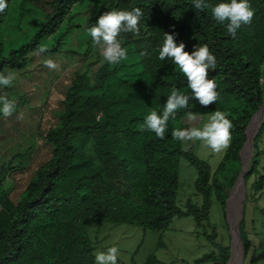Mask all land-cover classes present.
<instances>
[{"label": "trees", "instance_id": "16d2710c", "mask_svg": "<svg viewBox=\"0 0 264 264\" xmlns=\"http://www.w3.org/2000/svg\"><path fill=\"white\" fill-rule=\"evenodd\" d=\"M85 1L21 0L22 18L10 40L4 32L14 0H7V9L0 13V74L8 75L25 73L36 55H60L61 44L71 41L72 33L86 42L85 55L90 56L95 45L88 29L100 14L135 8L143 12L139 35L121 32L118 36L127 49L126 60L105 62L92 74L74 72L53 112L54 122L37 131L47 156L24 183L17 177L30 166L29 151L15 155L0 168V264H95L88 223L137 226L164 234L174 219L187 217L204 230L213 247V252L196 264H228L231 248L218 241L210 211L214 203L226 211L230 190L243 167L241 152L247 129L263 104L264 0H248L254 16L234 38L227 33V22L216 21L210 8L195 9L193 0H97L99 8L90 7L93 16L83 22L76 20L75 9ZM207 2L215 5L225 0ZM165 33L174 35L177 44L183 42L187 52L197 45L209 47L216 57L209 78L215 81L219 96L208 107L190 98L188 108L179 109L175 119L170 118L164 139H159L142 128L146 116L152 111L162 114L173 88L191 96L179 68L171 59L158 58ZM41 45L47 49L44 53L37 50ZM5 92L0 95L13 101L9 88ZM13 102L15 114L23 101ZM215 110L224 112L233 128L230 147L213 171L207 161L195 155L194 141H177L172 131L197 127ZM189 112L196 119L190 120ZM252 130L253 125L250 136ZM263 134L264 123L245 176L250 188L247 197L253 203L264 190L259 169ZM182 159L197 173L195 196L184 204L178 199ZM253 176L254 183L248 185ZM245 225L243 220L239 238L248 256L252 244ZM147 264L164 263L152 254Z\"/></svg>", "mask_w": 264, "mask_h": 264}, {"label": "rangeland", "instance_id": "374dc122", "mask_svg": "<svg viewBox=\"0 0 264 264\" xmlns=\"http://www.w3.org/2000/svg\"><path fill=\"white\" fill-rule=\"evenodd\" d=\"M90 7L92 9L97 7L98 9L99 2L86 0L79 5L75 9L78 14L76 20L83 21L93 16ZM23 10L21 0H14L5 24L4 36L7 40L11 39L13 29L18 27L17 24L22 18ZM76 37L74 38L72 33L71 41L61 42L63 53L58 56L49 58L40 54L36 55L34 62L25 73L12 74L14 78L10 86H0L1 93L7 94L5 91H8L9 88V94L13 101H23L19 112L0 119V168L15 155L24 154L27 151L31 153L29 168H26L25 173L17 177L21 185L29 177V172L33 171L47 156L43 141L37 139V131L39 128L46 129L49 124L54 122L53 112L58 109L59 102L64 96L65 88L71 82L72 75L77 71H80L81 74H92L101 65L103 57L99 47L95 46L91 55L87 56L85 55L86 42L79 41ZM7 42L11 43V41ZM74 51L76 53H73ZM47 59L56 62L60 66L59 69L47 68L44 64ZM209 115H205L197 127H202L208 121ZM258 119L259 117L254 121L250 138L258 126ZM263 123L264 114L260 127ZM260 130L261 128L258 131ZM194 144L195 155L207 161L212 170L215 171L222 162L226 151L216 154L204 146L202 141L196 140ZM260 148L264 151V134L260 141ZM250 151L249 170L256 153L255 146H252ZM259 169L264 175V155L261 156ZM232 174L231 172L228 176L231 177ZM179 175L181 187L178 199L180 204H184L188 198L195 196L197 173L187 160L182 159ZM255 179V176L251 177L248 185H252ZM236 182L237 180L231 188L230 194L234 190V186L236 188ZM248 187L246 186L245 193L240 187L238 197L234 201L232 197V205L226 207L225 213L218 203H214L210 211V218L216 227L218 241L232 248L234 240L228 223V214H230L231 220H229L237 234L236 250L240 260L244 256V264H264V249H258L261 244L264 245V190L256 196V203H253L247 197L250 191ZM243 220H245V229L252 244V250L248 256L239 238V226ZM87 225L94 245V254L97 251H106L109 247H117L119 250L117 264H147L152 254L164 264H196L205 255L213 252V247L204 235V230L197 227L192 217L174 219L169 230L164 234L130 225H112L109 223H88ZM209 231L211 233V229ZM229 264L234 263L229 261Z\"/></svg>", "mask_w": 264, "mask_h": 264}, {"label": "clouds", "instance_id": "9594fccd", "mask_svg": "<svg viewBox=\"0 0 264 264\" xmlns=\"http://www.w3.org/2000/svg\"><path fill=\"white\" fill-rule=\"evenodd\" d=\"M193 5L200 11L210 8L211 15L216 21L227 22V33L233 38L242 25L251 23L254 16L248 0H225L215 5H210L207 0H193ZM7 7V0H0V13H4ZM142 15L140 8L132 11H105L99 15L95 25L88 29V33L92 43L101 51L103 57L101 64L105 62L118 64L127 59V49L122 47L118 36L121 32L139 35V20ZM185 48L186 45L183 42L177 44L174 35L165 33L163 42L157 49L158 58L161 61L166 58L171 59L186 77L188 88L191 90V96H188L173 88L167 96L162 114L152 111L146 116L142 128L154 133L159 139H164L170 118L175 119L179 109L188 108L190 98L196 99L201 106L208 107L215 103L219 96L215 81L209 78V70L216 68V57L210 52L209 47L197 45L192 52L185 51ZM37 50L39 53L47 51L42 45L38 46ZM44 64L51 70H58L60 67L52 59L45 60ZM261 70L264 72V66H261ZM13 78L11 73L0 74V86H10ZM261 84L264 86V75L261 76ZM0 105H2L0 112L5 117L11 116L16 107L15 102L2 95H0ZM187 116L190 120L196 119L191 112L187 113ZM232 128V121L227 118V115L220 110H215L202 127L174 128L172 138L181 142L202 141L204 146L211 149L213 153L219 154L230 147ZM118 251L117 247L97 251L94 254L95 264H117Z\"/></svg>", "mask_w": 264, "mask_h": 264}, {"label": "water", "instance_id": "95a60500", "mask_svg": "<svg viewBox=\"0 0 264 264\" xmlns=\"http://www.w3.org/2000/svg\"><path fill=\"white\" fill-rule=\"evenodd\" d=\"M261 110H264V100H263L262 106L259 108V110L257 111V113L253 116V118H252V120H251V122L249 124V127L247 129V142L244 145V147L242 149V152H241V161H242L243 167H242L241 173H240V175H239V177L237 179V182H236L237 185H236V187L240 184V187H241V189L243 190L244 193L246 192L245 176L249 173V169H246L245 168L244 155H245V151L247 149V146L249 145V142H250V128L253 125V122L256 119V117L260 114ZM258 132L256 133V135L258 134ZM256 135L254 136V138L252 140V146L255 145ZM233 189L235 190V186H234ZM234 190H232V193L230 194V196H229V198H228V200L226 202L227 206L231 204L232 195H233ZM227 213H228V210H227ZM229 219L231 220V215L230 214H228V223L230 224L231 234H232V238L234 240V244L232 245V248H231L230 262L233 261L234 264H244V261H243L244 260V256L240 260L239 254H238V252L236 250V245H237V241H238L237 234L235 233V231H234V229H233V227L231 225V221ZM228 264H229V262H228Z\"/></svg>", "mask_w": 264, "mask_h": 264}, {"label": "bare ground", "instance_id": "6f19581e", "mask_svg": "<svg viewBox=\"0 0 264 264\" xmlns=\"http://www.w3.org/2000/svg\"><path fill=\"white\" fill-rule=\"evenodd\" d=\"M263 114H264V110H261V112H260V114L256 117V119L259 117V119H258V121H257V128L255 129V131H254V133H253V135H252V137L250 138V142H249V145H248V147H247V149H246V153H245V156H244V160H245V168L246 169H248V160L250 159L249 157H251L250 156V150L252 149V140H253V138H254V136L256 135V133H257V131L259 130V127H260V124H261V119H262V116H263ZM255 119V120H256ZM254 120V121H255ZM254 123V122H253ZM251 128H252V126H251ZM251 128H250V131H251ZM239 191H240V184L235 188V190H234V195H232V197H233V201L235 200V198H237L238 197V195H239ZM231 205H232V201H231Z\"/></svg>", "mask_w": 264, "mask_h": 264}]
</instances>
